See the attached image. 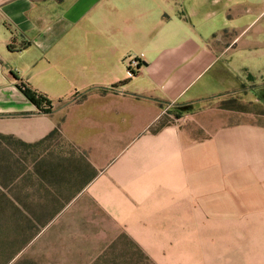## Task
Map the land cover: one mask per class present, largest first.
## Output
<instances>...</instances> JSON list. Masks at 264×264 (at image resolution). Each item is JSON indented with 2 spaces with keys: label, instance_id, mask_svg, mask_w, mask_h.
Instances as JSON below:
<instances>
[{
  "label": "crops",
  "instance_id": "1",
  "mask_svg": "<svg viewBox=\"0 0 264 264\" xmlns=\"http://www.w3.org/2000/svg\"><path fill=\"white\" fill-rule=\"evenodd\" d=\"M250 75L264 0H0V134L60 125L91 171L68 226L116 228L153 264H264V119L209 106Z\"/></svg>",
  "mask_w": 264,
  "mask_h": 264
},
{
  "label": "rangeland",
  "instance_id": "2",
  "mask_svg": "<svg viewBox=\"0 0 264 264\" xmlns=\"http://www.w3.org/2000/svg\"><path fill=\"white\" fill-rule=\"evenodd\" d=\"M210 102L209 106L218 110H224V105L228 104L243 111L231 112L264 119V78L247 77L238 91ZM11 154L16 159L22 156L25 163L18 180L8 184V189L0 187V264H153L116 228L68 226L81 206L77 201L71 205L68 202L91 174L84 155L76 147L55 137L38 150L23 149ZM11 159L8 156L13 173L22 171ZM34 164L42 172L48 170L49 164L54 165V177H38L33 172ZM7 173L10 176L6 167L0 168V178ZM7 179L0 181L7 184ZM82 228L92 235L88 244L79 242L83 239L78 236ZM100 232L108 236L107 244L100 245L101 250L96 251L94 236ZM75 248L85 249L75 252Z\"/></svg>",
  "mask_w": 264,
  "mask_h": 264
},
{
  "label": "trees",
  "instance_id": "3",
  "mask_svg": "<svg viewBox=\"0 0 264 264\" xmlns=\"http://www.w3.org/2000/svg\"><path fill=\"white\" fill-rule=\"evenodd\" d=\"M9 49L11 50V52H16L14 51V48L12 46L9 47ZM14 78L19 81L20 78L16 75L13 74ZM249 79L253 80L255 79V77L253 76H248ZM20 90L23 92V94L25 95V97L29 100V102H31L33 105H35L39 110H43L46 114H50L51 111V105L48 101H45L44 98L38 96V94H36L35 92L29 90L26 86H24L23 84L19 85ZM261 101V99H260ZM44 102H47L48 105V109H44ZM224 110H228V111H238V112H243V111H239L237 108H235L234 106H228V104L224 105ZM62 138L61 135V128L60 125L58 126V128L53 131L49 136H47L45 139H43L40 142L34 143V144H28L25 143L19 139H16L12 136H5L0 134V168L6 167L7 172L9 170L10 176L7 174H3L1 175V178L3 179H7L9 182H7V184L3 183V181H0V187L4 188V189H8V184H12L14 181L18 180L21 177L22 172H24V167L22 166L23 163H25V160L23 159V157L21 156L20 158L18 157L17 159L14 158V156L11 154L13 152L17 153L19 151H22L23 149H34V150H38V148H40L42 145H44L47 141L51 140L52 138ZM14 150V151H13ZM8 156L10 157V159H14V161H12V163L14 162V164L20 168H22V171H18V173H13L12 169H11V162L9 160H7ZM11 159V160H12ZM35 163L37 162V160H34ZM5 165V166H3ZM37 164H34V173L38 176V177H42L44 178L45 176H49L51 178L54 177V173H55V168L54 165L49 164L48 170L46 172H42L39 171L38 168L36 167ZM89 166V164H87ZM45 171V170H43ZM0 178V179H1ZM4 200V198H3Z\"/></svg>",
  "mask_w": 264,
  "mask_h": 264
},
{
  "label": "built area",
  "instance_id": "4",
  "mask_svg": "<svg viewBox=\"0 0 264 264\" xmlns=\"http://www.w3.org/2000/svg\"><path fill=\"white\" fill-rule=\"evenodd\" d=\"M141 66H142L141 62L138 61L137 59L130 60L129 75L135 76L137 71L141 68Z\"/></svg>",
  "mask_w": 264,
  "mask_h": 264
}]
</instances>
